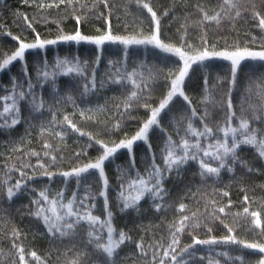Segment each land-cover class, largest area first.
<instances>
[{
    "label": "trees",
    "instance_id": "1",
    "mask_svg": "<svg viewBox=\"0 0 264 264\" xmlns=\"http://www.w3.org/2000/svg\"><path fill=\"white\" fill-rule=\"evenodd\" d=\"M144 2L149 3L157 13L160 21L159 38L166 46L180 47L183 37L194 49L203 51L206 48L210 53L245 48L264 50V30L252 18V13L257 11L264 15V0H240L242 16L236 17L233 10L231 17H223L222 14L219 23L215 20L203 21V13L198 10V6L209 16H214L221 11L222 0ZM44 3H51V0H44ZM165 11L169 15L165 16ZM25 15L29 21H33L31 28L23 20ZM77 15L81 17L79 23L75 19ZM154 30L155 23L150 14L146 9L138 7L136 0H109V8H104L99 0H72L71 5L65 0L59 7L46 9H40L36 4H26L24 0H0V63L18 48L20 42L34 43L37 36L41 40H57L56 44L46 45L44 49L26 50L24 61L14 62L6 70L0 71V96L10 94L14 82L26 88L30 78L35 85L34 93L44 101V108L39 113L31 110L27 100L21 102L20 122L15 127L0 128V264H11L18 259L15 249L11 247L13 229L19 233L17 243L25 248L27 264H38L28 255L31 251H35L44 264H70L78 251L88 253L90 264H105V256L95 249V233L89 237L88 233L93 229L86 223L78 224L69 236H49L41 220L32 214L35 211L32 201L45 189L50 199L62 191L65 203L72 198L74 192L78 199L89 194L94 199H90L88 203L95 205L94 208L90 207V211L101 221L107 216L105 197L100 195L102 191L105 192L107 209L111 213V223L115 229L114 236L118 237L123 231L126 237H130L119 247L118 254L114 255L110 264H148V261L140 258L136 245L142 243L145 249H149V245L162 238L168 240L169 225L178 226L184 215L191 217L194 212L197 213L199 226L180 235L181 245L191 244L193 236L201 240L212 237L222 240L227 235H234L238 240L249 243L264 242L249 230L252 227L251 218L243 213L245 207L249 212H261L264 223V158L253 147L242 146L238 150L239 160L232 165V171L221 169L218 176L202 177L199 163L189 161L178 173L172 171L166 175L162 199L154 200L151 196H146L137 207L123 209L119 195L122 179L118 169L128 174L123 181L125 185L137 175H146L153 156L155 163L163 169L162 149L167 137L171 136L176 142L182 137L187 138L186 129L191 109L181 97H174L162 112L160 125L150 130L147 143L137 141L131 154L120 149L114 158L105 162L108 181L106 187L94 170L82 174L80 183L77 184L74 176L65 178L57 174L48 179L41 174L42 170L26 168L24 171L27 175L34 178L26 180L12 200L7 198V186L20 179L17 171L21 167L20 161L27 160L32 165L37 163V156L29 155L32 152L40 154L41 163L48 170L56 173L70 172L74 168L95 162L102 154L103 149L95 140L112 146V142L119 143L136 134L150 116V109L142 106L144 101L141 100V106L133 108L130 114L125 112L121 117L115 105L119 103L123 111V101L129 94L127 89L131 85L109 83L100 87L101 82L110 74L115 76L117 68L121 73L133 68L144 71L145 74L149 70L153 73L148 102L155 108L167 97L170 82L174 79V75L170 73H175L182 66V61L177 56L151 45H128L125 48L119 42L105 41L96 45L90 41H61L59 37L74 35L79 31L81 35L94 39L110 31L114 36L126 39H143ZM201 37L207 40L206 45L202 43ZM65 59L79 62L86 69L85 78L58 76L55 83H44L41 88L42 81L38 78V72L45 66L52 71L58 61ZM25 66L27 77L24 74ZM93 73L96 91L81 96L83 85L92 79ZM261 78H264V62L258 60H242L237 68L234 84L231 61L210 56L202 64H194L182 86L191 102V108L197 112V117L192 118L193 126L202 128L199 117L204 116L206 111L208 115L205 122L210 127L215 130L218 126H223L226 123V103L230 96L237 116L249 119L251 127L264 130V123L251 120L254 109L249 108L250 104L254 108L264 106V100L257 94L260 88H264V85L257 87ZM68 94L74 97L78 107L70 102L56 104L57 99ZM89 108L93 110L92 113L86 112L82 117L81 111ZM52 113L56 114L55 131H62L59 122L68 115L77 128L88 135L81 136L78 132L69 130L61 139L50 131L42 133V125L46 127L52 121ZM89 116L92 118L89 119ZM117 121L120 123L119 128L115 127ZM236 123L233 120L234 126ZM89 135L93 137L91 147ZM191 139L194 140V137ZM45 141L59 149L58 152L51 153L57 156L55 164H52L50 157L43 155ZM148 143L151 145L150 149ZM77 153L80 155L77 156ZM132 155L135 157L134 164L131 161ZM207 162L217 166L214 161ZM5 181L8 184H4ZM124 191L128 194L130 190L125 186ZM224 192L228 195L224 196ZM135 194V191H131V195ZM245 195L249 198L247 203L244 201ZM181 203L186 206L183 213L178 211ZM157 204L160 205L159 210L156 208ZM221 207L225 208L224 213L218 211ZM225 225L231 227L233 232L229 233ZM101 232L100 242L106 243L107 232ZM211 247L216 252H228L233 257L242 256L249 264H256L263 255L239 245L217 244ZM196 249V258L191 264H208L207 260L201 261L199 257L208 254L209 246L197 245ZM214 259L219 260V264H241V261H231L225 256L214 255Z\"/></svg>",
    "mask_w": 264,
    "mask_h": 264
},
{
    "label": "snow or ice",
    "instance_id": "2",
    "mask_svg": "<svg viewBox=\"0 0 264 264\" xmlns=\"http://www.w3.org/2000/svg\"><path fill=\"white\" fill-rule=\"evenodd\" d=\"M26 4L32 3L36 4L40 9H46L51 7H59L60 4H64L65 0H51V3H44V0H24ZM68 5L72 4V0H67ZM99 3L103 5L104 8H109V0H99ZM138 7L146 9L151 16V20L155 23V30L152 34L146 36L143 39H134V38H123L120 36H114L110 31L104 35H100L96 38H90L84 35H81L79 31H76L74 35H62L59 37L61 41H90L96 45H101L105 41L110 42H119L127 48L128 45H151L158 49H161L165 53H171L174 56H177L180 61H182V66L179 67L175 73H170L174 75V79L170 82V89L167 93V97L159 104L158 107H151L148 102V97L151 95L152 84L150 81L153 79V73L149 70L147 74L144 71H141L137 68H133L131 71L125 70L121 73V70L117 68L115 70V76L109 75L105 81H102L100 87H104L106 84H129L131 85L130 89H127L129 94L126 96L123 101V111H121V105L118 103L115 105V108L119 112L120 116L123 117L125 112L130 114L131 110L136 107H140V101L143 100V107L150 109V116L142 124L140 129L136 132L134 136L130 139L121 140L119 143L112 142V146H108L100 140H95V143L98 144L103 152L100 156L97 157L95 162H89L82 167H77L72 169L70 172H53L48 170L43 163H41L40 154L32 152L29 155L37 156V163L35 165L30 164L27 160H21V167L17 169L19 171L20 179H17L14 184L7 186L6 194L9 200H12L22 189L24 182L34 177L28 176L24 171L26 168H32L34 170H42L41 174L46 176L48 179H51L54 175H61L65 178L69 176H74L77 179V184L80 183L82 174L88 173L90 170H94L102 178L105 187L107 186V178L105 174V162L114 158V155L120 149L127 150L130 154L132 153L133 145L137 141H144L147 143L148 134L154 126L160 125V119L162 118L161 114L169 106L170 102L173 101L174 97H181L184 101L188 103L189 108L191 109V116L188 118V124L186 129V137H182L179 142L173 141L171 136L167 137L164 148L162 149L163 155V169L160 165L155 163V157L152 158V164L147 170L146 175L140 176L137 175L132 179L127 181V185L123 182L127 173L122 169H118L122 179L121 183V192L119 193L123 209L127 210L129 208H135L138 206L139 202L146 196H151L154 200L162 199L164 188L163 181L166 178L167 174H170L172 171L177 173L184 167L189 161H197L200 167V175L202 177L216 175L218 176L221 169H227L232 171V165L237 163L239 160L238 150L242 146L253 147L258 150L259 156L264 158V130L259 128H254L250 126V121L243 116H237L233 111V105L231 97L229 96L226 103V123L223 126H218L215 130L210 127L206 122V117L208 115L207 111L204 113V116L199 117V122L202 125L201 129H197L193 126L192 118L197 117V112L194 108H191V102L187 95H185L182 90V86L186 77L189 75V71L194 64H202L210 56H223V58L231 61V71L233 80L232 83H235V75L237 68L242 60L250 59L252 61H261L264 62V50L261 51H252L247 48L243 50H237L231 53L222 52V53H210L206 48L203 51H198L193 48L191 44L187 42L183 37L181 38V46L173 47L166 46L162 43L159 38V26L160 21L157 19V13L149 5V3L144 2V0H136ZM240 0H222L220 4L221 11L216 13L214 16H209L207 12L204 11L202 7L198 6V10L203 13V21L215 20L219 23L220 19L223 17H231L233 10L236 12V17L242 16L240 11ZM76 11V9H74ZM109 14H111L109 12ZM101 15H103L101 13ZM164 15H169L168 11L164 12ZM236 17H232L235 19ZM80 16L75 17L77 23L80 22ZM252 18L258 21V27L261 30H264V15H261L260 12L252 13ZM23 20L26 22L28 27H32L33 21H29L27 15L23 17ZM9 35H11L9 33ZM12 39L18 40V37H12ZM202 43L207 44V40L201 37ZM255 41V38H253ZM57 40H41L39 36L36 37L34 43H25L20 42L18 48L6 58L3 59L0 63V71L6 70L14 62L24 61L26 50L30 49H44L46 45L56 44ZM183 49V50H182ZM86 69L82 67L77 61H68L67 59L58 61L55 65V69L50 71L47 66L41 69L38 72V78L42 81L40 87L44 86V83L52 82L58 79V76H77L80 78H85ZM25 76L27 77V70L25 66ZM264 85V78H261L257 87ZM35 85H33L28 79L27 87H21L18 83L14 82L13 90L10 94L0 96V128L3 127H15L16 124L20 122V103L28 101L31 107V110L39 113L44 108V101L42 98L37 97L34 93ZM97 89V84L95 80V73H93L92 79L83 85V91L80 93L81 96H86L90 91L95 92ZM261 100H264V88H260V91L257 93ZM72 103L74 106L75 99L71 94H68L66 97H62L56 100V104L61 103ZM78 107V106H77ZM250 109H254L252 112V121H260L264 123V106L259 108H254L253 105H249ZM92 109H85L81 111V116L83 117L85 113H92ZM166 114V113H165ZM92 117L89 116V119ZM233 120H236L237 123L234 126ZM62 128V131H55L56 125V114L52 113V121L45 127L42 125V133L44 131H50L55 136H59L61 139L68 134V131L78 132L81 136L88 135L80 131L77 128L76 124L69 118L68 115L63 117V121L59 122ZM120 123L117 121L115 127L119 128ZM179 134V132L177 133ZM194 137V140L191 139ZM93 137L89 135V146L91 147V142ZM44 153L45 157H50L52 164H55L57 156L55 153L59 149L54 147L52 144L47 141L44 142ZM149 149L151 148L150 143L147 144ZM20 151V149H16ZM77 156L80 153L76 154ZM207 158V159H205ZM211 160L216 162L217 166H212L207 161ZM131 161L134 164L135 157L131 156ZM251 170V169H250ZM4 184H8V181H5ZM130 190L128 194L125 193L124 188ZM131 191H135V195H131ZM101 196L105 197V211L107 212L106 218L101 221L97 216H94L90 211V207L94 208V204H89L90 199H94L85 194L81 198H77V194L74 192L72 198L69 199L66 203L64 202L63 192H58L51 199L49 198L47 190H42L39 192L38 198L32 201L35 205V211L32 213L37 219H40L44 224L49 236L56 237L57 235L61 238L69 236L72 234L77 225L84 222L90 229L89 237H92L95 233V249L99 254L105 256V264H110L114 255H117V250L119 247L125 243L126 237L125 233L121 231L118 234V237L114 236L115 229L111 223V213L107 209V197L105 192L100 193ZM224 196H227L228 193L224 192ZM248 196L245 195L244 201L248 202ZM231 202H229L230 205ZM185 205L180 204L178 211L183 213L185 210ZM157 210H159L160 205H156ZM220 213H224L225 208L221 207L218 210ZM243 213L246 217H250L251 228L250 231L254 232L255 237H259L261 241H264V223L261 220V212L252 211L249 212V209L245 207ZM219 219V217H214ZM223 222V221H221ZM99 225V227H97ZM199 226L197 213H192L191 217L184 215L180 220L178 226L169 225L170 229V238L164 240L163 238L149 245V249H145L142 243H138L136 248L139 250L140 258L148 261V264H191V262L196 258L197 245H206L209 246L208 254L206 256L201 255L199 259L201 261L207 260L208 264H219V260L214 259L215 256H225L228 257L231 261L239 260L241 264H249L248 261L244 260L242 256H230L228 252H216L215 249L211 246L217 244L224 245H239L243 249L255 250L261 254H264V242H246L244 240H238L234 235H227L222 240H217L212 237L206 240H201L192 237V243L188 245H181L180 235H182L186 230H194ZM229 233L233 232V229L228 225H225ZM174 229V230H173ZM101 230L107 232V242L103 243L101 241ZM211 231V229H209ZM19 233L13 229L11 231V247L15 249V252L18 256V259H15L11 264H27L25 248L23 245L17 243ZM92 243V240H89V244ZM150 250V251H149ZM214 254V255H213ZM30 258L34 261H37L38 264H44L41 258L37 255L35 251L28 253ZM76 258L73 259L70 264H90L89 256L86 251H78L75 253ZM256 264H264V256L256 262Z\"/></svg>",
    "mask_w": 264,
    "mask_h": 264
},
{
    "label": "rangeland",
    "instance_id": "3",
    "mask_svg": "<svg viewBox=\"0 0 264 264\" xmlns=\"http://www.w3.org/2000/svg\"><path fill=\"white\" fill-rule=\"evenodd\" d=\"M253 51V50H252ZM258 51H261V50H258ZM226 52V51H225ZM232 52H234V51H232ZM222 53V52H221ZM227 53H231V52H227ZM219 57H221V58H223V56H219ZM225 59V58H224ZM230 61V60H229ZM262 256H264V254L262 255Z\"/></svg>",
    "mask_w": 264,
    "mask_h": 264
}]
</instances>
